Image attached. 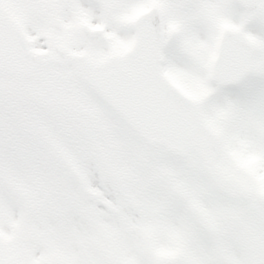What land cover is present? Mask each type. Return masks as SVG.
Returning a JSON list of instances; mask_svg holds the SVG:
<instances>
[{
    "label": "snow or ice",
    "instance_id": "obj_1",
    "mask_svg": "<svg viewBox=\"0 0 264 264\" xmlns=\"http://www.w3.org/2000/svg\"><path fill=\"white\" fill-rule=\"evenodd\" d=\"M0 264H264V0H0Z\"/></svg>",
    "mask_w": 264,
    "mask_h": 264
}]
</instances>
